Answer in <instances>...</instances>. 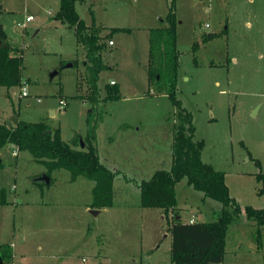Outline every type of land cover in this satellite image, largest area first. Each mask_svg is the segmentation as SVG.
Returning a JSON list of instances; mask_svg holds the SVG:
<instances>
[{
  "label": "rangeland",
  "instance_id": "rangeland-1",
  "mask_svg": "<svg viewBox=\"0 0 264 264\" xmlns=\"http://www.w3.org/2000/svg\"><path fill=\"white\" fill-rule=\"evenodd\" d=\"M171 0H83V22L111 35L102 51L100 97L113 80L120 99L101 105L96 129L100 161L114 172L113 203L93 215L92 184L71 183L27 151L0 148V254L8 264H172L169 222L160 209L139 206L142 180L171 161L175 109L148 87V35L165 25ZM178 51L177 97L192 115L201 160L224 173L229 195L243 209H264L255 175L264 173V0H173ZM0 25L8 43L21 49V87H0V124L43 122L66 142L86 133L82 100L87 72L73 28L54 19L59 0H0ZM31 16L30 22L25 17ZM217 37L202 43L203 36ZM198 48L193 50V44ZM26 96L20 94L21 89ZM149 96H145L147 90ZM64 100L60 107L58 100ZM84 145V144H83ZM13 152L16 154L13 155ZM182 223L216 220L220 204L204 198L183 179L175 185ZM1 196V195H0ZM88 205V207H87ZM169 221L172 216L168 213ZM168 220V219H167ZM3 244V245H2ZM9 244H14L10 247ZM158 246V248H157ZM223 264H264V226L243 215L227 225ZM152 250V253L148 255Z\"/></svg>",
  "mask_w": 264,
  "mask_h": 264
},
{
  "label": "trees",
  "instance_id": "trees-1",
  "mask_svg": "<svg viewBox=\"0 0 264 264\" xmlns=\"http://www.w3.org/2000/svg\"><path fill=\"white\" fill-rule=\"evenodd\" d=\"M82 1L59 0L54 19L73 28L75 42L84 50L87 88L85 96L81 98L94 107L92 106L86 114L83 147L76 148L78 138L71 143L66 142L61 138L59 129L50 131L41 121H18L14 127L0 124V148L11 144L16 151H27L35 162L44 166L49 183L51 173L55 170L67 171L71 183L77 178L88 180L93 184L89 208L102 210L112 206L115 174L100 161L96 146V129L102 122L101 105L119 100L120 94L113 82L104 86V95L100 97L97 81L99 73L106 68L101 53L106 49L107 41L111 40L113 32L126 29L113 28L107 35L102 36L101 27L94 23L87 26L76 13L75 3ZM170 4L165 25L149 31L146 80L147 86L155 87L156 92L163 93L175 109L171 161L168 169L155 170L148 180L139 182V206L145 209H161L165 220L170 223L168 232L171 238L172 264H223L227 225L243 215L247 221L256 225L258 234L259 227L264 226V209H242L229 195L224 173L201 160L203 141L195 139L192 115L181 106L177 97L178 51L173 0ZM216 37V34H207L203 36L202 43ZM197 48V43H194L193 50ZM21 69V49L8 43L0 25V87H21ZM149 95L151 94L148 89L145 96ZM255 177L261 184L258 193L264 194V173L259 172ZM183 179L192 189L201 192L204 198H210L220 204L221 208L216 213L215 221L182 223L175 219L178 215L175 185ZM4 194L1 190V204L5 201ZM0 264H8L3 261L1 254Z\"/></svg>",
  "mask_w": 264,
  "mask_h": 264
},
{
  "label": "built area",
  "instance_id": "built-area-1",
  "mask_svg": "<svg viewBox=\"0 0 264 264\" xmlns=\"http://www.w3.org/2000/svg\"><path fill=\"white\" fill-rule=\"evenodd\" d=\"M33 18L31 17V16H27V17H25V22H30L31 20H32ZM108 45H112V41L111 40H109L108 41ZM109 84H113V82H110ZM20 94L22 95V96H26L27 95V91L24 89V88H22L21 89V91H20ZM64 100L63 99H59L58 100V104H59V106L60 107H62V106H64ZM16 153L15 152H13V155H15ZM191 222H193L192 220H190V223Z\"/></svg>",
  "mask_w": 264,
  "mask_h": 264
},
{
  "label": "crops",
  "instance_id": "crops-1",
  "mask_svg": "<svg viewBox=\"0 0 264 264\" xmlns=\"http://www.w3.org/2000/svg\"><path fill=\"white\" fill-rule=\"evenodd\" d=\"M111 41H112V40H111ZM112 45H114V44H112ZM112 45H108V41H107V46H112ZM110 82H113V80L109 81V83H110ZM109 83H108V84H109ZM115 84H116V83H115ZM60 99H62V98H60ZM171 143H172V142H171ZM53 172H54V171H53ZM153 172H154V171H153ZM153 172H152V173H153ZM152 173L150 174V176L152 175ZM81 179H82V178H77V179H76L74 182H72V183H75V182H77V180H81ZM68 180H69V176H68ZM49 184H50V183H49ZM91 184H92V183H91ZM92 186H93V184H92ZM91 188H92V187H91ZM90 201H91V199H90ZM90 201H89V204H90ZM0 204H1V203H0ZM89 204H88V205H89ZM88 205H87V207H88ZM100 212H101V210H97V214H96V215H98ZM160 212L163 213V211H162L161 209H160ZM175 219H179L178 216H176ZM190 220L195 221V220H193V219H189L188 222H190ZM2 245H3V244H2ZM9 245H10V247H12V248L14 247V244H9ZM157 248H158V246H157ZM149 252H150V253H149L148 255H150V254L152 253V250H149ZM147 264H152V263H151V262H148Z\"/></svg>",
  "mask_w": 264,
  "mask_h": 264
},
{
  "label": "water",
  "instance_id": "water-1",
  "mask_svg": "<svg viewBox=\"0 0 264 264\" xmlns=\"http://www.w3.org/2000/svg\"><path fill=\"white\" fill-rule=\"evenodd\" d=\"M83 147V144H81V148ZM38 181H45V183L47 184V185H49V179H48V177L44 174V175H42L40 178H38L37 179ZM93 213V215H96L97 214V210H95V211H93L92 212Z\"/></svg>",
  "mask_w": 264,
  "mask_h": 264
}]
</instances>
